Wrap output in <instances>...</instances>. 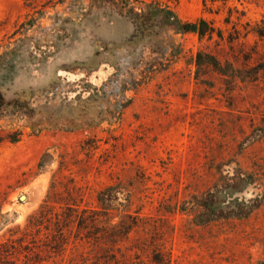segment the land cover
Listing matches in <instances>:
<instances>
[{"label":"rangeland","instance_id":"rangeland-1","mask_svg":"<svg viewBox=\"0 0 264 264\" xmlns=\"http://www.w3.org/2000/svg\"><path fill=\"white\" fill-rule=\"evenodd\" d=\"M5 53L0 264L264 262V0H0Z\"/></svg>","mask_w":264,"mask_h":264},{"label":"trees","instance_id":"trees-1","mask_svg":"<svg viewBox=\"0 0 264 264\" xmlns=\"http://www.w3.org/2000/svg\"><path fill=\"white\" fill-rule=\"evenodd\" d=\"M154 4L148 3L147 7L149 8L147 11H143L142 9L140 11L135 12V8L132 7L129 9V14L132 16V23H133V34L132 38H136L137 36L144 35L146 33L147 35L154 34V29L160 25H165L169 28H173L177 32H193L197 33L200 37H203L205 35L211 34L213 31V28L209 26V24L204 19H199L198 21L194 22H182L172 10L170 9H164L160 7L153 6ZM7 57H9L8 53H5L3 55H0V68L1 64L6 61ZM199 62V61H198ZM6 65V69H5ZM1 70H4L6 74H10L11 72V66H9V62H5L3 65V68ZM0 70V72H1ZM26 107L23 104H20L17 102H8L5 101L2 93L0 92V119L3 118L5 115L14 114L15 112L23 113L25 114L24 110ZM20 132L11 133L10 135H7V138L10 142H17L20 138ZM206 204V201H205ZM206 206L210 210V212L213 214V206L211 203H207ZM50 205L48 204L41 207V209L29 216V221L34 220V225L39 228L40 219L36 218L35 215H47L49 212ZM14 242V241H13ZM7 243V242H6ZM6 243H0V257L9 256L11 254H14L19 247H22V244L19 243V246L16 247L15 245L9 246L11 249H6ZM5 247V248H4ZM8 247V246H7ZM259 264H264V262H260Z\"/></svg>","mask_w":264,"mask_h":264},{"label":"water","instance_id":"water-1","mask_svg":"<svg viewBox=\"0 0 264 264\" xmlns=\"http://www.w3.org/2000/svg\"><path fill=\"white\" fill-rule=\"evenodd\" d=\"M24 198H25V196H24V195H22V196H21V199H24Z\"/></svg>","mask_w":264,"mask_h":264}]
</instances>
